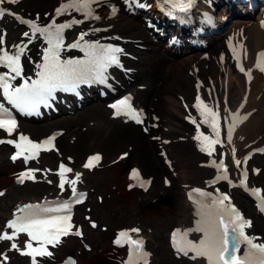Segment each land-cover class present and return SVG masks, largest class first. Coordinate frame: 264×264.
<instances>
[{
    "label": "bare ground",
    "instance_id": "1",
    "mask_svg": "<svg viewBox=\"0 0 264 264\" xmlns=\"http://www.w3.org/2000/svg\"><path fill=\"white\" fill-rule=\"evenodd\" d=\"M65 1L18 0L25 12L41 14L45 21H51L55 14L54 8ZM98 10L101 12L100 20L84 19L81 27L90 38L112 39L115 34L123 37L124 41L121 44L125 46L127 52L137 56L135 60L126 59L128 67L138 69L127 77L119 78L117 90L122 91V94L131 95L135 109L142 112L146 123H149L148 134H144L143 126L133 127L128 118L114 116L106 101L85 109L81 114L64 118L60 123L58 120H49L55 116L52 115L51 118L41 119L42 123L23 127L27 132L38 134V137L47 136L54 130L64 129L62 134L64 137L61 135L56 139L59 141L66 139L65 135L68 134L66 144L60 145L59 141L56 142L57 150L54 156L52 154L46 156L47 159L42 163L45 166L50 165L55 158L61 160L71 156L74 162L70 163V167L75 168L72 173L84 174L87 170H83L78 163L80 157L92 153L90 151L98 152L99 149L104 152L107 160L104 171L96 178L89 179L88 188L91 190L94 187L95 191H100L99 196L103 199L100 206L93 203V208L95 211L103 209L106 213L122 216L124 219L127 217L130 218L127 220L138 223L133 225L141 230L137 235L145 236L150 242L147 251L150 253L148 264H207L200 257L193 260L187 256L176 258V254H173L174 258H172V253L169 251V235L166 236V232L174 227L186 229L196 226V209L187 202V191L193 186L206 184L213 173L206 166V161L211 156H205L201 152L199 141L194 139L196 128L187 124L184 117L187 112L188 115L199 116L193 106L199 94L206 104L212 106L214 110H219L220 120L226 123L227 136L229 119H231L227 108L229 107L231 112L241 109L239 115L246 116V119H242L236 126L232 133L234 135L232 142L228 143L225 140L218 147L226 151L229 162H234L233 149H235V160H242L247 152L264 142V84L258 74H254L252 82L246 84L243 76L233 70L234 65L228 57L225 46L228 38L240 39L238 43L242 44L247 52L245 63L249 67L252 66L256 52L264 49V27L261 26L264 10L256 14L246 13L235 17L223 15L222 30L212 38L206 50L189 52L181 60L167 57L166 52H170L172 47L166 42L165 45L160 43L161 38L152 30L144 29L138 17L128 16L129 14L124 11L112 16L108 10L104 11L102 6ZM200 11L201 8H198L197 14H200ZM204 52H207V56H204ZM222 55H225L223 61H221ZM136 78H139L140 85L130 88L131 83H137ZM226 117L227 121H225ZM87 121H90L89 126L92 124L89 127L88 138L85 137L87 134H82L79 130L81 122L87 124ZM154 124L157 125L155 128ZM97 131L104 133L97 136ZM109 131L113 141L105 137ZM122 144L125 149L120 150L119 154L128 151V155L119 158L115 155L117 148L115 145L122 148ZM0 152L2 160H6L3 146ZM251 160L257 161V158L254 156ZM258 160L261 162L259 184L264 185V154ZM131 162L141 165L143 177H151L153 183L157 184L156 189L150 192L149 188L145 189L138 185L124 189L125 183L126 186L133 184L127 175L128 172L125 175L123 173ZM20 168L17 162L8 160L7 163L3 162L0 165V180ZM45 174L48 175L47 178L52 179L51 172L47 170L40 176ZM160 176L170 177L173 186L166 188L164 180L159 181ZM83 177L84 175L80 178L81 183ZM43 180V177L32 179V184L28 183V188L24 191L17 188L13 179L11 184L15 189L3 187L5 194L9 189V202H0L2 229L6 230L7 218L17 212L21 204L25 201L39 200L37 192L43 185ZM135 190L141 196H135L133 192ZM56 192H58L56 186H46L40 196L47 198L51 195L55 196ZM238 201L248 217H257L252 203L249 206L242 198H238ZM153 207L155 209L152 210ZM144 211L148 212L147 217L143 216ZM80 222L83 220L81 219ZM120 228L110 227L106 232L99 233L86 230L83 237L90 239L87 244L95 247V253L87 256L83 250L69 244L65 245L61 255L66 258L69 251L74 249L80 257L78 264H123L126 257L125 247H116L112 241L105 244V239L102 238L103 235L113 238ZM250 228L255 234L262 233L261 240L264 242V226L258 220H253ZM0 264L11 263L3 261Z\"/></svg>",
    "mask_w": 264,
    "mask_h": 264
},
{
    "label": "snow or ice",
    "instance_id": "2",
    "mask_svg": "<svg viewBox=\"0 0 264 264\" xmlns=\"http://www.w3.org/2000/svg\"><path fill=\"white\" fill-rule=\"evenodd\" d=\"M10 3H16L18 0H8ZM97 0H68L67 3H61L56 9V14L61 15L69 9L84 12L85 19H99L93 15L92 4ZM171 3L173 9H178L180 12H186L194 4V0H166ZM5 0H0V4H4ZM116 9L113 8V13ZM16 15L8 12L5 8L0 7V17L5 14ZM17 19L20 17L16 16ZM31 29V38L37 33L44 37L48 47L43 49V62L37 65L38 71L36 78H26L18 87L14 86L11 81L17 77H22L23 68L21 65V56L25 52L26 45L14 46L15 54L10 55L8 51L0 48V65L5 66L9 71L0 74V89L3 90L4 99L12 106L21 112H36L41 105L48 106L49 102L55 99L57 91L76 92L78 86L83 83L100 82L106 80V73L110 66L120 65L119 56L123 50L114 46H102L99 42L88 43L84 41V36L87 33H81L78 40L68 48H80L85 53L83 59H61V50L64 47L63 31L65 28L71 27L72 24L81 23L82 21L72 20L70 23L56 24L54 21L46 27H40L35 20H21ZM261 26L264 27V20L261 21ZM24 35L29 36L28 32ZM3 43V37L0 36V44ZM230 48L233 53V59L236 61V67L251 80L252 68L245 69L241 63L240 52L243 51L244 58L247 57L246 50L243 45L232 46ZM223 61V57H221ZM254 68L264 72V51L257 53L256 63ZM14 74V75H12ZM199 114L200 121L194 117H186L197 126V135L195 140L199 141L200 150L212 156L216 151L215 146L222 144L220 139V115L219 110H214L212 106L206 104L198 94L196 103L193 105ZM113 108L115 116H126L129 119L135 120L137 123L142 122V112L137 111L131 103V97L126 96L110 105ZM243 107V105H241ZM231 123L227 128V142H232V133L242 119L239 112L230 113ZM227 117L225 121H227ZM207 125L211 129V133L205 135L201 132L200 125ZM17 128V123L12 118L8 109L0 104V129L11 135ZM54 137L41 141L33 142L29 137L21 134L17 140H0V143H8L14 145L16 152L11 157L14 161L19 157H24L25 162L35 158L41 150H50L53 145ZM264 151V150H261ZM126 155V154H125ZM233 158L237 166L245 161L235 160V149H233ZM100 156L93 155L88 158V162L84 164L85 168H92L95 163H98ZM210 166L215 167L218 171L216 179L211 183H216L219 180H229L227 175V167L223 157L219 162L212 160ZM35 169H29L18 177L19 182H23L25 178L35 179L33 173ZM72 169L66 167L63 163L59 166L58 175L60 177L59 187L64 189L65 184L71 185L73 199L68 201H57L56 207H46L40 204H27L19 207L17 211L20 215H15L5 225L8 231L0 232V241H13L12 249L21 251L22 255L31 257L32 264H37V257L51 256L52 253L48 250V246L58 245L61 237L72 234L71 224V206L73 203H80L83 193H77L76 183L80 179V173L75 174V179H68L67 173ZM240 186L247 188L246 171L241 174ZM130 178L136 180L139 186L144 187L146 183L140 180L139 170L133 169ZM167 183V181H165ZM229 185L233 186L231 181ZM132 187V185H129ZM258 198L257 207L261 212H264V197L260 196L261 189L250 190ZM0 192V195H3ZM189 199L196 206V226L194 228L174 229L171 233V241L177 253H182L195 260L198 257H203L207 260V264H264V242H257L258 237L248 235L245 229L250 228L252 222L246 219L236 206L231 202L230 197L224 193H218L213 196L210 192H205L200 188H194L189 192ZM96 225L93 223L92 225ZM139 228H131L121 230L117 234L115 244L123 247L128 246V257L123 264H148L150 253L144 250V241L141 238L133 239L132 233H139ZM192 232L202 233L199 240L189 239V234ZM26 233L28 240L25 242L23 250L17 243L14 242L21 234ZM80 231L76 230L75 235H80ZM33 241L36 242L33 246ZM241 245H244L243 253H241ZM3 255V254H0ZM7 260V256L3 257ZM74 264V262H73Z\"/></svg>",
    "mask_w": 264,
    "mask_h": 264
},
{
    "label": "rangeland",
    "instance_id": "3",
    "mask_svg": "<svg viewBox=\"0 0 264 264\" xmlns=\"http://www.w3.org/2000/svg\"><path fill=\"white\" fill-rule=\"evenodd\" d=\"M12 6L15 8V9H17V10H19V11H24L23 9V7L21 6V4L20 3H18V2H16V3H13L12 4ZM30 15H32V14H30ZM41 15V14H40ZM33 16V15H32ZM3 22L5 23V25H6V27H8V31H9V35H10V37H8L11 41L12 40H17L18 39V37H19V33H20V30H21V28H19V27H16L15 25V22H13V21H10V20H4V21H2V25H3ZM4 26V25H3ZM12 26H13V28H12ZM74 35V33L72 34V36ZM166 41V40H165ZM164 40H163V43L165 42ZM137 84H135V85H132V86H136ZM131 86V87H132ZM98 103H102V101H92L91 103H90V105L88 106V107H91V106H94V105H96V104H98ZM78 111H80V110H78ZM75 115L76 114H81L80 112H76V113H74ZM74 114H72V116L74 115ZM69 115V114H68ZM62 117H63V115H61V116H58V117H55V119H57V120H60V119H62ZM89 124H90V121H87V124H84L83 122H81V128L79 129L80 131H81V133L82 134H87V136H85L86 138H88L89 136H90V130H89V127L90 126H92V124L89 126ZM100 133H104V132H102V131H97V133H96V135L98 136ZM32 136L33 137H36V134H32ZM62 137H64V135H62ZM105 137H107L108 139H110L111 141H113V138H112V135H111V132L109 131L107 134H105ZM65 138L66 139H60V145H64V144H66V142H67V138H68V134H66L65 135ZM119 144H120V142H118ZM115 147H117L116 148V150H115V155L116 154H118V152L120 151V150H124L125 149V147H124V144H122V148H118V146L117 145H115ZM124 147V148H123ZM75 152V151H74ZM99 152H101L102 154H103V157H105V154H104V152L101 150V149H99ZM53 154V153H52ZM72 154H74V153H72ZM263 156V155H262ZM262 156H258L257 157V161L254 163V165H260L261 166V162L258 160V159H260V158H262ZM82 156H81V158L79 159V163H81V161H82ZM104 159V161H102V163H101V165H100V168H98V169H93V170H91V171H89L88 173H86V176H85V183H86V185L88 184V179L89 178H91V179H93V178H96L97 177V175L100 173V172H103L104 171V169H105V166H106V164H107V161H106V159L105 158H103ZM56 160V158L53 160V162H52V164L54 165V163L56 162L55 161ZM3 162H6L7 163V161L6 160H2L1 162H0V165L3 163ZM134 164H137L138 165V167L141 169V171H143V169H142V167H141V165L140 164H138V163H134V162H131V163H129V165L125 168V170H124V175L127 173V171H128V168L130 167V166H134ZM39 175H40V173L38 174V177H39ZM261 179V176H259V175H253L252 176V181L253 182H255V183H258V180H260ZM44 181H45V183H47L48 185H42L41 187H40V189L38 190V196L37 197H39L43 192H44V188L46 187V186H49V183H48V179H44ZM159 181L161 182L162 181V176H160L159 177ZM153 182V181H152ZM12 174H8V176H7V178H3V179H1L0 180V189H2L3 187H7V188H11L12 190H13V188L15 189V187H13L12 186ZM10 184V185H9ZM27 184L28 183H26L25 185H21V186H18L17 185V188H19L20 190H22V191H24V190H26L28 187H27ZM93 184V183H92ZM97 185H99V184H97ZM156 183H152V186L150 187V192H151V190H153V189H155L156 188ZM263 185V184H262ZM173 186V181L171 180V185L169 186V188H171ZM13 187V188H12ZM50 187V186H49ZM125 187H126V183H125V185H124V189H125ZM93 189H94V192H92V196H91V198L89 199L90 200V202L89 201H87L86 202V204H84V205H82L81 206V210H80V214H79V216H80V218H82L83 219V223H81L83 226H84V228H86V230H90V231H93V229L92 228H90L89 226H88V223H87V220L84 218V216H83V212L85 211V210H90V212L92 211V214H94V212H95V214L96 215H92L91 217L93 218V220H96L97 222H98V225H97V229L95 228V232L96 233H98L99 231H103L102 230V226L104 227V226H106V229H109V227H113V228H117V227H127V226H129V225H132V224H136V222L134 221V220H127V219H130V218H127L126 217V219H124V217H122V216H111V215H109V214H105L102 210L103 209H98V210H96V211H93L94 210V208H93V206H92V204L93 203H96L97 205H101V203L97 200V194H100V191H95V188L93 187ZM263 189H264V185H263ZM134 192V195L135 196H141V194H139V192L138 191H133ZM9 189L7 190V193L6 194H4L2 197H0V202H3V201H6V202H9ZM237 197H242V199H244L246 202H247V198L246 197H243L241 194H239V193H236L235 194V200H236V202H237ZM238 203V202H237ZM239 204V203H238ZM240 205V204H239ZM152 210L153 209H155L154 207L153 208H151ZM149 211H151V210H149ZM99 213V214H98ZM147 215H148V212H144L143 213V216L144 217H147ZM134 218V217H133ZM135 219V218H134ZM253 219H255V220H258L263 226H264V221L260 218V217H255V218H253ZM77 220H78V218H77ZM124 220V221H123ZM121 221H123V222H121ZM1 223H2V221L0 222V225H1ZM106 232V231H105ZM168 232V231H167ZM167 232H166V236H167ZM262 234V233H261ZM263 235V234H262ZM104 239L106 240V243H110V239L108 238V236L107 237H104ZM87 240H89V239H87ZM68 243H70L69 241H68ZM73 244H75V246H77V247H80V249L81 250H83L84 249V246H83V243L81 244V242H79L78 241V239H75V241H73ZM5 246H6V244H5ZM2 247L0 246V249H1ZM63 248H64V245H62L57 251H56V253L57 254H59L62 250H63ZM95 251V249H94V247L92 248V250H91V252L90 253H93ZM73 254H75V255H77L75 252H73ZM15 258V260H13L12 259V261H11V264H13V262H15V263H20V264H27V262H26V259L25 260H23L22 258H20V257H18V258H16V257H14ZM60 258H61V256H57V257H54L52 260H50V261H47V262H45V264H58V263H60ZM78 258V260H79V257H77ZM55 259V260H54ZM54 260V261H53Z\"/></svg>",
    "mask_w": 264,
    "mask_h": 264
}]
</instances>
